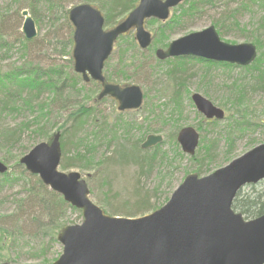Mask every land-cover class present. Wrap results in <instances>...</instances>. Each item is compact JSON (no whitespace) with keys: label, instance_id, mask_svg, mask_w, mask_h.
Returning a JSON list of instances; mask_svg holds the SVG:
<instances>
[{"label":"rangeland","instance_id":"obj_1","mask_svg":"<svg viewBox=\"0 0 264 264\" xmlns=\"http://www.w3.org/2000/svg\"><path fill=\"white\" fill-rule=\"evenodd\" d=\"M202 1L196 0V3ZM82 2L97 6L88 0H0V34L8 41L6 44L0 43V71L61 68L73 75L70 80H77L79 91L74 88L73 92L65 93V97L74 104L75 109L79 105L87 107L90 115L80 128L69 130L64 137L66 145L62 148V159L78 157L92 166L84 169L74 166L64 168L61 165L60 169L80 171L89 184L92 200L107 213L113 214L112 206L134 203L139 191L149 195L151 203L159 208L170 199L189 173L208 175L264 142V90L252 87L256 85L258 70H246L239 65H207L192 58L185 63L176 60V57L161 60L155 55L157 48L165 49L175 39L214 25L219 28L224 41L234 44L253 42L258 47V54L263 56L264 0H214L198 13L195 11L196 16L186 19L174 32L162 31L164 23L190 6L188 0L172 9L168 20L150 18L146 21V28L153 34L152 46L147 50L139 47L135 30L121 36L105 64L104 73L113 76L116 78L114 82L122 85L134 83L142 86L144 104L132 111H120L118 102L109 96L95 100L101 86L93 80L86 83L82 75L74 70L73 43H69L74 26L66 17V11ZM24 9L29 10L37 24L38 35L33 40H27L22 32ZM233 15L238 24L232 23ZM227 16L230 17L228 27L225 30L217 27V22ZM124 70L128 78L120 76ZM50 92L40 94L37 99L43 104L40 107L36 106L37 102L25 107L22 102L19 111L0 112V160L8 165L10 173L20 172V158L38 143L51 138L36 133V129L30 127L25 128L18 137L7 140L3 137L6 128H16L26 121L33 125L41 122L40 109L45 102L46 112L51 113L47 126L52 134L66 120L68 110L59 111L60 107L52 105ZM196 92L223 108V117L206 118L192 100ZM186 126L195 127L200 133V143L193 156L184 152L177 141L178 131ZM172 132H175V136L171 138L168 135L171 136ZM150 134L163 136L164 141L160 144L167 154V159L158 160L151 172H141L136 165L119 164L117 161L99 164L108 150H113L118 143L138 141L141 145ZM209 144L212 148L207 157L206 147ZM77 152H80V157ZM199 165L202 172L196 170ZM170 181H173L172 187H169ZM258 187H264V181ZM28 193L20 184L8 187L0 195V222L3 220L2 214H16L14 218L5 220L13 230L22 228V232L17 233V243L8 250L11 259L6 261L12 264H52L61 255L63 245L43 231H38L33 205L20 204ZM154 209L136 216L149 214ZM62 222L80 223L81 218L77 212L67 211Z\"/></svg>","mask_w":264,"mask_h":264},{"label":"water","instance_id":"obj_2","mask_svg":"<svg viewBox=\"0 0 264 264\" xmlns=\"http://www.w3.org/2000/svg\"><path fill=\"white\" fill-rule=\"evenodd\" d=\"M183 1L140 0L111 29L104 28L103 13L90 3L70 8L69 19L75 27L74 69L85 82H100L98 100L111 96L118 101L120 111L143 105L142 87L110 82L104 75L105 62L118 37L132 28L140 46L148 48L153 37L146 29V19L166 20L171 9ZM22 14V31L26 39L32 40L38 35L36 22L28 9ZM156 54L160 59L194 55L246 66L255 61L258 49L252 42L228 43L210 25L173 40L167 49H157ZM192 99L207 117H223V109L202 94L194 93ZM61 135L55 132L49 141L38 143L20 159L30 173L82 211L81 223L60 229L58 241L63 251L53 264H264V214L246 219L233 208L244 185L264 179V143L208 175L189 173L163 206L143 216L126 217L110 215L96 204L79 171L60 170ZM163 139L161 134H151L142 147L150 148ZM177 140L184 152L194 155L200 133L186 126L178 132ZM7 170L8 165L0 160V173Z\"/></svg>","mask_w":264,"mask_h":264},{"label":"trees","instance_id":"obj_3","mask_svg":"<svg viewBox=\"0 0 264 264\" xmlns=\"http://www.w3.org/2000/svg\"><path fill=\"white\" fill-rule=\"evenodd\" d=\"M88 1L95 2L97 6L102 10L105 15L106 26H113L114 24L122 20L139 3V0ZM213 1L214 0H203L202 2L196 3V0H189L188 3L190 6L187 9H182L181 14L175 16L167 23H164L162 31L165 30L174 32L184 23V21H186V19L195 17V11L197 12L198 10L202 9L203 6L212 3ZM67 14L68 11H66V17L68 18ZM231 17L234 18V21L232 23L234 25L236 23L238 24L237 20L235 19L236 16L233 15ZM229 20V16H227V18L223 17L220 22H217L218 25L217 23L216 25L217 27L225 30L226 27H228L227 22ZM7 42L8 41L5 39V36L3 34H0V43L6 44ZM69 43H73V37L72 39H69ZM190 58L207 65H222L226 67L237 66L228 62H218L195 56H180L176 57L175 59L182 61V63H185L186 60ZM263 64L264 55H259L251 65L242 66L246 70H258L256 85L252 87L258 88L260 90H264ZM70 76L73 75L61 70V68H50L47 70L40 67L32 68L29 70H25L24 68H15L8 71H0V112L4 111L7 113L12 110L19 111V105L22 102L24 103L25 107L33 106L35 102H37L36 106L39 105L40 107L43 105L40 104V102H38L37 100L40 94L51 91L50 93L53 96L51 99L52 105L60 107L59 111L68 110L65 122L61 125H58L57 127V130L61 131L62 134V146L64 145L65 147L66 142H63V139L65 136H67V134H69L68 131L80 128L87 116L90 115L89 109L87 107H85L84 105H79V108L75 109L74 104L65 97V93L67 94L69 92H73L74 88L79 91V83L73 77H71L73 79L70 80ZM120 76L128 78L127 71H122L120 73ZM108 78L113 82L116 79L111 75H109ZM182 83L183 82H181L180 84ZM46 105L47 102H45L43 108L41 107L40 109L41 114L39 116V121L41 122L33 125V123L31 124L30 121H26L23 125H20L16 128L8 127L6 128L3 137L7 140L14 139L15 137H18L25 128L31 129L30 127H32V129H36V133H41V135L47 138H51V129L47 126V122L50 121L51 113L46 112ZM48 105L50 104L48 103ZM53 126L55 127L56 124H53ZM168 136L171 138L174 137L175 132H172L171 136ZM111 141H109L108 143H112ZM211 148L212 146L210 144L206 147V149L208 150V152L206 153L207 157L210 154ZM77 153V156L80 157V152ZM107 153L103 156L99 164L109 163L110 161H117V163L119 164H132L134 166L136 165L141 169V172H144V170L151 172L153 167H155L158 163V160L167 159V154L162 150L161 144L151 149L143 150L138 141H134L133 143H131L130 141L128 143H118L117 145H115V148L113 150H108ZM20 165V172L10 173L9 171H7L5 173H0V195L8 187H14L21 184L29 193L28 196L22 198L20 204L29 206L33 205V209L36 211L34 215L36 216L35 220L37 221L38 231H43L44 234L50 235L51 239L56 241L58 232L64 224H67L62 222V218L66 216V212H77L81 219L82 212L80 209L72 206L70 203L65 201L61 194L46 186L37 175L29 173L26 168L22 166V164ZM61 165L64 168L74 166L84 169H90V167L92 166L91 164L83 163L82 158H72L70 156L68 158L64 157V159H62ZM196 170L202 172V166L199 165ZM261 181L263 182L264 179ZM261 181L258 183L246 184L238 191L234 199L233 208L236 211L242 212L247 218H255L264 214V187H258ZM172 186L173 181H170L169 187ZM248 187H251V189L247 190ZM141 193L142 192L139 191V193L136 194L138 196H135L137 198L135 199V202L132 204H128V206L121 204H118L119 206H112L111 208L113 215L127 214V216H136L140 212H143L145 210L149 211L156 208L155 204L153 205L151 203L152 198L145 193ZM15 215L16 214H2L3 220L0 222V263L11 259L8 250H10V247H13L17 243V233L20 234L22 232V228L20 227L15 230H13L12 227H8V224L5 220L6 218H14ZM17 215L19 214L17 213Z\"/></svg>","mask_w":264,"mask_h":264}]
</instances>
